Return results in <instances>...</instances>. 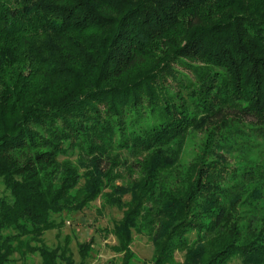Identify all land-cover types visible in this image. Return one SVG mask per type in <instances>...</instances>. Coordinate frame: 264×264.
I'll return each instance as SVG.
<instances>
[{"label": "trees", "instance_id": "obj_1", "mask_svg": "<svg viewBox=\"0 0 264 264\" xmlns=\"http://www.w3.org/2000/svg\"><path fill=\"white\" fill-rule=\"evenodd\" d=\"M0 183V264L98 198L120 264H264V0H0Z\"/></svg>", "mask_w": 264, "mask_h": 264}, {"label": "rangeland", "instance_id": "obj_2", "mask_svg": "<svg viewBox=\"0 0 264 264\" xmlns=\"http://www.w3.org/2000/svg\"><path fill=\"white\" fill-rule=\"evenodd\" d=\"M2 191L3 186L0 183V194ZM100 204L101 199L98 198L78 212L64 214L62 216L64 224L60 229L61 233L57 236L56 229L47 230L43 236L45 242L50 246H55L57 243L63 244L64 237L66 235L69 236V245L75 264H79L78 244L92 239L93 247L86 258L85 264H106L108 261L120 264V255L111 248L116 243V238L111 233V228L113 223L121 217L122 210L116 207H101ZM55 218L59 219L60 217L55 216ZM131 249L134 254L130 264H142L144 261H149L153 255L152 243L145 235L137 234L136 232H133ZM182 260L183 254L176 252V264H181ZM27 263L39 264L40 259L33 257Z\"/></svg>", "mask_w": 264, "mask_h": 264}]
</instances>
